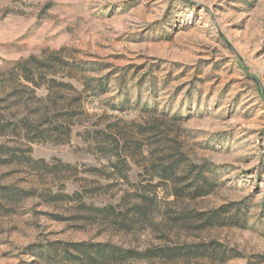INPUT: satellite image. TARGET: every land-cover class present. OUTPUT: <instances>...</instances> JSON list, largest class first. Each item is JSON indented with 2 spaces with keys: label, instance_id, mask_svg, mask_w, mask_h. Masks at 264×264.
<instances>
[{
  "label": "rangeland",
  "instance_id": "374dc122",
  "mask_svg": "<svg viewBox=\"0 0 264 264\" xmlns=\"http://www.w3.org/2000/svg\"><path fill=\"white\" fill-rule=\"evenodd\" d=\"M0 264H264V0H0Z\"/></svg>",
  "mask_w": 264,
  "mask_h": 264
},
{
  "label": "trees",
  "instance_id": "16d2710c",
  "mask_svg": "<svg viewBox=\"0 0 264 264\" xmlns=\"http://www.w3.org/2000/svg\"><path fill=\"white\" fill-rule=\"evenodd\" d=\"M33 60H35L34 58H32ZM53 83H56V84H58V85H62V86H64V84H60V83H58V82H53ZM68 87L70 88V87H72L71 85H69L68 84ZM76 101H77V99L75 98V97H73L70 101H68V105H69V107H72L75 103H76ZM71 105V106H70ZM70 113H72V112H70ZM74 115V113H72L71 114V116H73ZM109 249H111V248H109ZM113 252V251H112ZM111 252V253H112Z\"/></svg>",
  "mask_w": 264,
  "mask_h": 264
}]
</instances>
